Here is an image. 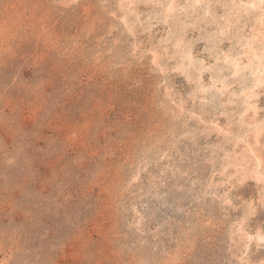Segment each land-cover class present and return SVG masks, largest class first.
Returning a JSON list of instances; mask_svg holds the SVG:
<instances>
[{
	"label": "rangeland",
	"instance_id": "374dc122",
	"mask_svg": "<svg viewBox=\"0 0 264 264\" xmlns=\"http://www.w3.org/2000/svg\"><path fill=\"white\" fill-rule=\"evenodd\" d=\"M0 264H264V0H0Z\"/></svg>",
	"mask_w": 264,
	"mask_h": 264
},
{
	"label": "bare ground",
	"instance_id": "6f19581e",
	"mask_svg": "<svg viewBox=\"0 0 264 264\" xmlns=\"http://www.w3.org/2000/svg\"><path fill=\"white\" fill-rule=\"evenodd\" d=\"M257 67H258V66H257ZM262 68H263V67H262ZM262 68H261V69H262ZM259 69H260V68H259ZM259 71H260V70H259ZM259 71L257 70V74L259 73ZM255 73H256V71H255ZM261 73H262V72H260L259 74H261ZM256 76H257V75H256ZM257 84H258V83H257Z\"/></svg>",
	"mask_w": 264,
	"mask_h": 264
}]
</instances>
